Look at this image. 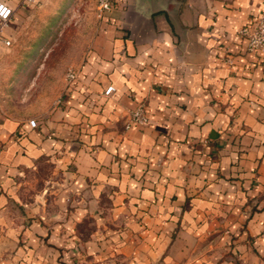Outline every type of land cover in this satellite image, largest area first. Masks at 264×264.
Returning <instances> with one entry per match:
<instances>
[{"label":"crops","instance_id":"0c3cea01","mask_svg":"<svg viewBox=\"0 0 264 264\" xmlns=\"http://www.w3.org/2000/svg\"><path fill=\"white\" fill-rule=\"evenodd\" d=\"M3 1L0 49L29 14L82 0ZM262 10L114 0L60 104L0 106V264L264 263V52L237 32ZM142 100L147 124L125 128Z\"/></svg>","mask_w":264,"mask_h":264},{"label":"rangeland","instance_id":"374dc122","mask_svg":"<svg viewBox=\"0 0 264 264\" xmlns=\"http://www.w3.org/2000/svg\"><path fill=\"white\" fill-rule=\"evenodd\" d=\"M40 15L29 14L9 46L0 49V106L13 115H29L56 104L67 85L66 73L77 68L100 19L95 0H82L73 10ZM91 226L88 220L78 225L83 232L80 242L86 237L85 228ZM79 240L77 250L69 255L73 263L85 262ZM61 258L68 261L65 254Z\"/></svg>","mask_w":264,"mask_h":264},{"label":"built area","instance_id":"2783aa9c","mask_svg":"<svg viewBox=\"0 0 264 264\" xmlns=\"http://www.w3.org/2000/svg\"><path fill=\"white\" fill-rule=\"evenodd\" d=\"M113 3L114 0H96L97 16L101 18L103 13L112 7ZM13 13L14 8L6 1L0 0V35H2V31ZM237 32L247 40V48L249 50L264 52V10H262L252 21L241 25ZM3 41L7 46L11 43V39L8 37H4ZM223 61L232 62V57L226 54ZM77 75V68L70 69L66 73L67 83L74 81L77 78ZM114 89L115 87L113 85H108L104 90V94H110ZM62 98L63 93L56 98V104H60ZM147 122L148 116L146 114L145 102L142 100L128 110L124 127L129 128L135 125L142 126L146 125ZM29 123L31 126H36L37 124L34 118H30Z\"/></svg>","mask_w":264,"mask_h":264},{"label":"trees","instance_id":"16d2710c","mask_svg":"<svg viewBox=\"0 0 264 264\" xmlns=\"http://www.w3.org/2000/svg\"><path fill=\"white\" fill-rule=\"evenodd\" d=\"M80 225V224H79Z\"/></svg>","mask_w":264,"mask_h":264}]
</instances>
